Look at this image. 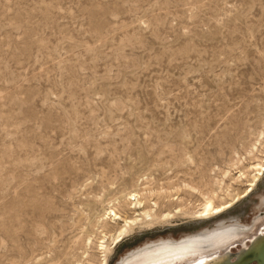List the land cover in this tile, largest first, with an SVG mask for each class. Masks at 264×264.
I'll list each match as a JSON object with an SVG mask.
<instances>
[{
	"label": "rangeland",
	"instance_id": "1",
	"mask_svg": "<svg viewBox=\"0 0 264 264\" xmlns=\"http://www.w3.org/2000/svg\"><path fill=\"white\" fill-rule=\"evenodd\" d=\"M262 155L264 0H0V264H102L113 226L96 215H131L133 192L182 214L108 241L107 264L248 223L264 178L217 218L191 212L212 178Z\"/></svg>",
	"mask_w": 264,
	"mask_h": 264
},
{
	"label": "bare ground",
	"instance_id": "2",
	"mask_svg": "<svg viewBox=\"0 0 264 264\" xmlns=\"http://www.w3.org/2000/svg\"><path fill=\"white\" fill-rule=\"evenodd\" d=\"M250 170L251 172H239L240 174L239 176L237 175L236 181L233 176L229 178L230 173L228 171L222 172L220 177L212 178L213 180L210 182L212 187H209L208 193L200 194L201 191H195L202 198L197 205L193 206L191 217L198 222L210 221L228 212L251 194L263 181L264 155L261 156V159L256 164L251 166ZM226 180L234 181V184L237 183L240 186L244 185L245 189L242 192H238L234 188L232 190L233 186H229L230 184L225 187ZM222 188H226V192L223 195H218V190ZM127 195V201H129L128 207L132 211L131 215H122L116 212L114 208H104L101 215L98 213L96 215L97 223L104 221L107 227L110 224L113 226L112 235L105 233L98 243L99 248L97 251L103 254L102 264L108 263V256L111 252V248L107 244L108 241H111L114 246H117L125 237L134 233L136 229L142 230L144 228H150L152 225L161 222L168 223L177 218L179 214H182V204H180L181 200L179 201L178 198L168 201L171 203L174 201L176 203L175 210L167 208L165 212H159L160 214H158L159 207L156 202L152 206L148 205L145 207V203L141 200L140 194L133 192ZM209 205H211L210 208ZM263 233L264 209L261 215L259 214L252 218L246 229L238 231L220 230L207 233L205 236L200 234L182 240L161 238L157 241L146 242L127 252L116 264H209L210 261H214L237 244H240L239 249L245 248L247 246L246 241H252L257 235ZM91 237L88 235L82 242L87 248L93 243ZM78 264H82V262L78 261Z\"/></svg>",
	"mask_w": 264,
	"mask_h": 264
},
{
	"label": "water",
	"instance_id": "3",
	"mask_svg": "<svg viewBox=\"0 0 264 264\" xmlns=\"http://www.w3.org/2000/svg\"><path fill=\"white\" fill-rule=\"evenodd\" d=\"M245 243V248L237 244L209 264H264V233Z\"/></svg>",
	"mask_w": 264,
	"mask_h": 264
},
{
	"label": "flooded vegetation",
	"instance_id": "4",
	"mask_svg": "<svg viewBox=\"0 0 264 264\" xmlns=\"http://www.w3.org/2000/svg\"><path fill=\"white\" fill-rule=\"evenodd\" d=\"M262 207L264 208V194L259 196L256 208H262ZM262 212H259L257 214V216L259 214L261 215ZM250 222H248V223H250ZM246 223L247 222L243 223V221L240 218H238V217H232V218H229V219H224V220H221V221L213 222L209 226L202 227V228H200V229H198V230H196V231H194L192 233L185 234V235H183V236H181V237H179L177 239L178 240L189 239L190 237H195V236H198L200 234L202 236H205V235H207V233L217 232V231H220V230H230V231L243 230V229H246L247 226H248V223L247 224Z\"/></svg>",
	"mask_w": 264,
	"mask_h": 264
},
{
	"label": "snow or ice",
	"instance_id": "5",
	"mask_svg": "<svg viewBox=\"0 0 264 264\" xmlns=\"http://www.w3.org/2000/svg\"><path fill=\"white\" fill-rule=\"evenodd\" d=\"M144 27H145V28H147V27H148V25H147V24H145V25H144ZM210 207H211V205H209V208H210ZM205 215H207V213H205Z\"/></svg>",
	"mask_w": 264,
	"mask_h": 264
}]
</instances>
